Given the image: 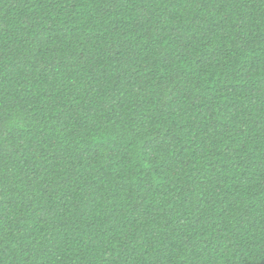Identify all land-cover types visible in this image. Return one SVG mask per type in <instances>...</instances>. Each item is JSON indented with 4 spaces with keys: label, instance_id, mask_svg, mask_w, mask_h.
<instances>
[{
    "label": "trees",
    "instance_id": "trees-1",
    "mask_svg": "<svg viewBox=\"0 0 264 264\" xmlns=\"http://www.w3.org/2000/svg\"><path fill=\"white\" fill-rule=\"evenodd\" d=\"M0 264H264V0H0Z\"/></svg>",
    "mask_w": 264,
    "mask_h": 264
}]
</instances>
